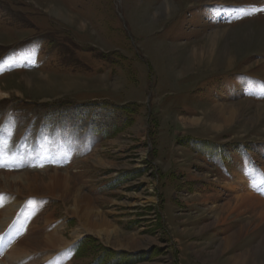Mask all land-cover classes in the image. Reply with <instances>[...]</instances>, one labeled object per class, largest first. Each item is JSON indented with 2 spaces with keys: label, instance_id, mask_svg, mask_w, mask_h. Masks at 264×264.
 Returning a JSON list of instances; mask_svg holds the SVG:
<instances>
[{
  "label": "rangeland",
  "instance_id": "obj_1",
  "mask_svg": "<svg viewBox=\"0 0 264 264\" xmlns=\"http://www.w3.org/2000/svg\"><path fill=\"white\" fill-rule=\"evenodd\" d=\"M1 132L3 151L18 133L81 142L74 160L21 153L0 166L53 177L51 194L39 181L31 196L2 178L0 197L26 215L17 241L0 244L1 259L26 253L8 264H214L240 253L264 264V222L213 257L247 214L201 216L232 199L239 176L249 183L248 164L264 169V0H0ZM75 190L92 228L73 214ZM52 232L60 243L44 249Z\"/></svg>",
  "mask_w": 264,
  "mask_h": 264
},
{
  "label": "bare ground",
  "instance_id": "obj_2",
  "mask_svg": "<svg viewBox=\"0 0 264 264\" xmlns=\"http://www.w3.org/2000/svg\"><path fill=\"white\" fill-rule=\"evenodd\" d=\"M191 123L193 125H196L199 123V120H191ZM62 134L63 133H58L57 135H54V136L51 135L49 137L44 136L43 140L36 138L33 141V143H29L27 141L28 142V144H27L24 142V139H23L22 143L20 142L21 135L18 133V135H19L18 140L16 141V144H14V146L11 149H9L7 151H3L0 147V166L3 167L4 164H13V163L17 164L18 162L16 163L15 160H17L18 157H16V156L18 154H21V153H24L25 157H27V154L35 156L38 153H43L44 155H46V157L48 156L49 159L53 158V156L55 155V156H58L59 158L64 157V159H66L67 161H70L72 159L74 160L76 153L72 152V150L74 149L75 146H77L78 144H81V142L80 141H78V142L73 141L74 139L73 140L68 139L67 136L69 134H65L64 136H62ZM5 137H6V135L1 132L0 139L2 140L3 143H5L8 140ZM26 140H28V138ZM7 143H8V141H7ZM37 149H39V150L37 151ZM46 159H48V158H46ZM46 159H44V160L39 159L40 160L39 164H43ZM24 161H30V163L33 162L36 164L38 163L37 160H35L33 158L32 159L31 158H25ZM54 162H52V163H54ZM236 172H238V171H236ZM39 177H40L39 175H33L30 173H28V174L22 173L20 175L12 176V173L2 169V170H0V186H1L2 178H5L6 179L5 184H7V185H5V186L3 185L2 189H5V188L11 189V190L17 191L20 194H26V195L31 196V195H37L39 193L38 192L39 183L41 182L49 190V192H47V193L51 194L52 193L51 192V190H52L51 184L53 183V177L52 176L48 177V180L46 182H44L45 180H43V178H39ZM238 178L239 179L237 181H235L236 180L235 179L234 180L235 182L228 185L229 192L232 193V199L225 201L223 203V205H214L213 207L208 208L206 211L203 212V215H201L202 218H204L205 216H207V217L212 216V218L216 219L215 220L216 222H214L213 225H216L218 223H221L222 221H227V219L229 217L233 216L234 214H235V218L241 217L242 215L247 214V219L243 220V225L240 228L231 232V234H229V236L224 241V243H221L219 245V247L217 248V250H215V252L212 253L213 257H216L218 255L221 256V255H224L225 253L227 254L228 252H230V250L233 249L232 247L234 246V243L236 242V240H238L243 234H244L243 236H246L250 232L253 233L264 222V201H262L261 199L256 197L255 193L253 192L251 187H249L247 184L244 183V181H243V180H245L244 177L241 178L239 176ZM57 179L59 180L58 183H60V185H62V183L65 182V183H67L68 188L71 187L72 183L67 176L61 175ZM226 190H227V188H226ZM67 195H69V194H67ZM71 197H72V199H70V200L72 203L73 214L76 215L77 217H80V220L84 222L85 226L91 227V228L93 226H95L97 222H94L92 220V215H91L92 213L88 211V206L87 205L81 206L82 203H85L86 201L90 203V201H88L85 198H82L83 196L81 194H79V192L77 190H75V192L73 193V195ZM211 197L212 196H209L207 198L200 197L199 199L206 201L207 199H211ZM4 200L5 199H2L0 197V244H3L4 242L8 241L7 240L8 238H11V240L13 242L17 241V239H15L14 236H11V235H16L15 232H17V234H18L19 231L21 230L22 225L25 223L24 222L22 225H19V223H20V220H19L12 227L11 231L7 234V236L1 235L2 232L4 231L3 228L4 229L6 228L8 223L13 219V217L16 214L14 206H13V202L15 201V199H14V201L10 200L7 203H4ZM82 201H84V202H82ZM84 209H86V211ZM22 216H24V218H25V216H26L25 213H22ZM236 219H238V218H236ZM6 221H7V223H6ZM49 222H50V220H49ZM209 226L210 225L205 226L203 228V230H207L209 228ZM56 232L47 233L48 235L46 236V238L43 241L44 249L52 248L53 245L56 246V244H55L56 241H59ZM2 237H4V238H2ZM9 242H8V244H9ZM59 243H60V241H59ZM4 245H7V244H4ZM64 246H66V245L62 244L59 247H64ZM53 248H55V247H53ZM258 252H260V251H258ZM24 254H26L25 251L23 249H20V247H18V246H16L15 248L12 247L9 250L8 254L6 255V258H2V259L0 258V264H8L7 261L9 259H13V260L15 259L16 260V259L22 257ZM249 256L254 258L253 254L249 255ZM4 259H6V260L4 261ZM248 261H249L248 260V254L245 255L243 253L242 254L240 253V254H236V255L228 257V259H226L225 261H222V260H221V262L217 261V263H214V264H247ZM9 262H10V260H9ZM255 262H257V261L255 260Z\"/></svg>",
  "mask_w": 264,
  "mask_h": 264
},
{
  "label": "crops",
  "instance_id": "obj_3",
  "mask_svg": "<svg viewBox=\"0 0 264 264\" xmlns=\"http://www.w3.org/2000/svg\"><path fill=\"white\" fill-rule=\"evenodd\" d=\"M242 169H244V167H237V170L244 171ZM242 173L245 174L247 178L251 179V181H249V183L247 184L251 187V189L255 193V196L264 201V182L261 181L259 175H255L254 172L248 171Z\"/></svg>",
  "mask_w": 264,
  "mask_h": 264
}]
</instances>
